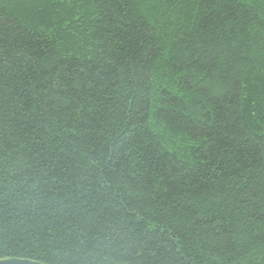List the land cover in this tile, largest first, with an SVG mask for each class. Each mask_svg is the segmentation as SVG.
<instances>
[{
  "label": "trees",
  "instance_id": "1",
  "mask_svg": "<svg viewBox=\"0 0 264 264\" xmlns=\"http://www.w3.org/2000/svg\"><path fill=\"white\" fill-rule=\"evenodd\" d=\"M264 264V0H0V260Z\"/></svg>",
  "mask_w": 264,
  "mask_h": 264
},
{
  "label": "water",
  "instance_id": "2",
  "mask_svg": "<svg viewBox=\"0 0 264 264\" xmlns=\"http://www.w3.org/2000/svg\"><path fill=\"white\" fill-rule=\"evenodd\" d=\"M0 264H41V263L26 259H5V260H0Z\"/></svg>",
  "mask_w": 264,
  "mask_h": 264
}]
</instances>
